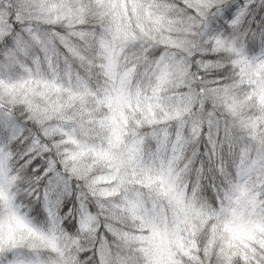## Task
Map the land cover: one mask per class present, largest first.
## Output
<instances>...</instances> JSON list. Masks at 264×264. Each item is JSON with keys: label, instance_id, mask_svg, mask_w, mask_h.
<instances>
[{"label": "snow or ice", "instance_id": "snow-or-ice-1", "mask_svg": "<svg viewBox=\"0 0 264 264\" xmlns=\"http://www.w3.org/2000/svg\"><path fill=\"white\" fill-rule=\"evenodd\" d=\"M0 264H264V0H0Z\"/></svg>", "mask_w": 264, "mask_h": 264}]
</instances>
